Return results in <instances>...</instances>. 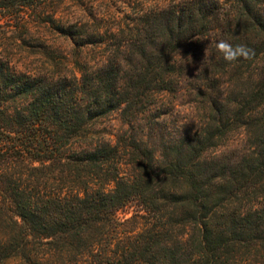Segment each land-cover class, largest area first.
Returning <instances> with one entry per match:
<instances>
[{
  "label": "trees",
  "instance_id": "obj_1",
  "mask_svg": "<svg viewBox=\"0 0 264 264\" xmlns=\"http://www.w3.org/2000/svg\"><path fill=\"white\" fill-rule=\"evenodd\" d=\"M51 1L0 0V262L248 264L264 252V0L144 11L103 64L57 79L14 61ZM194 48L204 78L188 85ZM189 86L204 105L196 129L147 125L156 101ZM114 113L120 131L100 129ZM238 129L244 150L210 155Z\"/></svg>",
  "mask_w": 264,
  "mask_h": 264
},
{
  "label": "rangeland",
  "instance_id": "obj_2",
  "mask_svg": "<svg viewBox=\"0 0 264 264\" xmlns=\"http://www.w3.org/2000/svg\"><path fill=\"white\" fill-rule=\"evenodd\" d=\"M173 1L180 0L51 1L46 5L47 10L39 20L40 24H33L31 35L22 40L26 42L19 41L20 47L14 45L15 64L21 72L56 79L78 75L83 66L94 69L103 64L110 46L125 39L122 34L134 19L144 11L164 8ZM48 16L51 17L52 22L45 23L49 21L46 18ZM57 27L70 29L71 32L77 33V36L72 39L59 32ZM115 37L120 40H116ZM244 37L240 39L244 40L246 38ZM104 40L111 41V43L97 44L98 41ZM197 51L198 49L194 48L183 53L193 56L187 59L189 68L185 78L188 79V85L203 83L201 81L202 77L204 78V71L201 72V70L204 66L200 65L202 60L194 58L196 57L194 55H198ZM251 71L249 67L244 66L245 75L243 80L236 82L238 87L243 88ZM222 81L230 80L224 78ZM187 83L184 82L185 85ZM189 87L180 90L176 95L156 101L144 116L147 119V125L155 130H172L171 133L177 129L176 127L196 129L204 115V105L200 102L202 99L197 97L196 92L190 90L193 87ZM98 127L116 133L123 125L119 114L114 113L108 119L98 123ZM243 133V129H238L229 136L230 141L211 150L210 155L226 153L234 148L244 150L247 144ZM131 212L130 210L119 211L117 217L121 220L126 219L130 217ZM244 259H251L248 264L264 263V252L254 250ZM0 264L25 263L19 259H10Z\"/></svg>",
  "mask_w": 264,
  "mask_h": 264
},
{
  "label": "clouds",
  "instance_id": "obj_3",
  "mask_svg": "<svg viewBox=\"0 0 264 264\" xmlns=\"http://www.w3.org/2000/svg\"><path fill=\"white\" fill-rule=\"evenodd\" d=\"M218 47H219L220 49H224L225 47H227V45H226L224 42H221V43L218 45Z\"/></svg>",
  "mask_w": 264,
  "mask_h": 264
}]
</instances>
